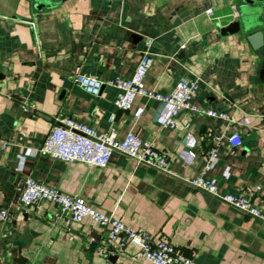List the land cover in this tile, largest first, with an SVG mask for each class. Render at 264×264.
I'll return each instance as SVG.
<instances>
[{"label":"crops","instance_id":"crops-1","mask_svg":"<svg viewBox=\"0 0 264 264\" xmlns=\"http://www.w3.org/2000/svg\"><path fill=\"white\" fill-rule=\"evenodd\" d=\"M242 0H0V264H154L128 242L103 247L108 227L90 218L67 223L53 201H20L29 174L88 203L164 236L204 264H264V219L190 180L205 150L217 159L205 176L220 193H250L264 210V70L248 32L221 34L239 16ZM264 39V3L259 17ZM243 25L240 24V29ZM154 57L146 88L171 92L181 78L197 80L195 103L229 120L183 109L164 125L161 103L139 95L130 109L115 103L114 78H131L142 50ZM77 73L104 80L99 95L74 81ZM24 103V105H23ZM143 106L136 116L137 107ZM166 112V110L164 111ZM114 115V116H113ZM69 116L120 138L135 131L169 153L167 169L114 151L105 166L39 152L50 129ZM238 130L232 146L215 133ZM191 143V145H189Z\"/></svg>","mask_w":264,"mask_h":264},{"label":"built area","instance_id":"built-area-1","mask_svg":"<svg viewBox=\"0 0 264 264\" xmlns=\"http://www.w3.org/2000/svg\"><path fill=\"white\" fill-rule=\"evenodd\" d=\"M153 60V54L149 50H142L131 78L118 77L108 81L117 88L114 103L119 108L130 109L137 96L146 95L160 101L161 108L156 116L164 125L175 126L177 124L175 118L183 109L229 120L226 112L195 103L197 80L181 78L176 82L173 90L167 94L147 89L145 82ZM74 81L93 95H99L105 83L98 77L81 73L74 76ZM143 110V106L137 107L135 115H141ZM59 119L61 123L55 124L50 129L37 151L64 160H80L98 166L107 165L114 151H122L139 162L161 169L168 168L170 160L168 151L157 147L154 141L142 139L135 131H129L125 137L120 138L114 128L99 132L93 126L69 116H62ZM214 137L217 142L226 138L232 146L238 145L242 140L238 130L230 133H215ZM205 157L202 171L197 173L190 182L196 187L219 196L235 207L264 219V210L252 202L250 193H220L215 179L205 176V172L217 159L216 144H212L205 150ZM18 189L20 201L23 204L28 205L43 199L56 203L62 211L68 213V224L90 218L95 223L107 226L108 235L103 242V247L109 251L133 242L139 248L135 256L151 260L154 264H204L185 254L166 237L154 236L143 228L133 227L122 219L91 205L83 196L65 192L37 179L34 175H27ZM10 217L9 207L0 205V219L6 221Z\"/></svg>","mask_w":264,"mask_h":264},{"label":"water","instance_id":"water-1","mask_svg":"<svg viewBox=\"0 0 264 264\" xmlns=\"http://www.w3.org/2000/svg\"><path fill=\"white\" fill-rule=\"evenodd\" d=\"M36 4L42 7H49L60 4L66 0H33ZM243 4L239 6V16H236L234 20H232L226 26L220 27L216 25L220 30L221 34L231 33V32H248L250 29H255V31L250 32L246 35L247 40L249 41L251 47L256 50L261 56V67L264 70V39L262 29H256L259 25H261V21L259 19L260 13L262 10V4L264 0H242ZM240 24L243 25L242 29H240ZM24 105V103H23Z\"/></svg>","mask_w":264,"mask_h":264}]
</instances>
